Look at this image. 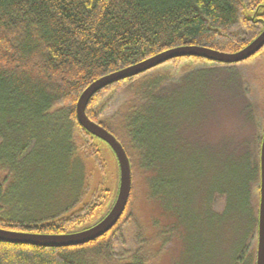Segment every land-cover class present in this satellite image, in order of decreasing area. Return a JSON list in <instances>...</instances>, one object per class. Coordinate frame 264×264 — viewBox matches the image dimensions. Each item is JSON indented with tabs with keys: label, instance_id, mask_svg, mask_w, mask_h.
Masks as SVG:
<instances>
[{
	"label": "trees",
	"instance_id": "obj_1",
	"mask_svg": "<svg viewBox=\"0 0 264 264\" xmlns=\"http://www.w3.org/2000/svg\"><path fill=\"white\" fill-rule=\"evenodd\" d=\"M263 29L264 0H0V229L71 234L98 224L112 209L120 184L117 158L106 143L80 125L76 114L80 96L92 83L178 47L237 53ZM263 52L264 48L241 64ZM185 60L208 67L224 65L200 58L174 59L103 89L87 106V116L119 140L131 163L132 191L119 223L103 237L76 247L0 242V264H207L213 260L211 231L201 239L196 229L189 228V208L179 211L176 206L182 191L169 177L171 156L160 164L161 153L149 143L162 118V98L176 84L173 72L158 69ZM123 89L129 99L102 117L100 103ZM108 155L117 164L114 177L109 176ZM242 157L248 198L243 203L244 195H237L238 203H233L236 210L242 203L245 211H230L233 203L228 202L224 211L212 214L226 229L236 214L247 213L251 227L242 232L232 264H256L258 213L249 208V197L260 184V157L257 161L250 151ZM28 182L50 186L51 193L58 194L60 203L49 210L56 212L27 218L9 205L10 193ZM126 229L132 231V248L120 235ZM225 229L220 239L227 248L239 231ZM200 252L207 262L200 261Z\"/></svg>",
	"mask_w": 264,
	"mask_h": 264
},
{
	"label": "rangeland",
	"instance_id": "obj_2",
	"mask_svg": "<svg viewBox=\"0 0 264 264\" xmlns=\"http://www.w3.org/2000/svg\"><path fill=\"white\" fill-rule=\"evenodd\" d=\"M198 69L201 70L196 71ZM158 70L173 72L176 84L162 98L165 104L159 114L162 118L157 121V132L149 143L161 153L160 164L171 156L169 177L176 180V187L182 191V196L177 197L180 205L176 206L179 211H187V207L191 211L189 228L196 229L201 239L208 231L214 235H208L213 260L207 264H232L242 232L251 227V222L247 213L236 214L233 223L236 225L230 222L226 229L234 228L239 233L236 236L234 232V244L232 240L226 248L220 239L225 225L213 217L212 211H224L228 202L231 205L236 201L237 204V195H244L243 203L248 198L246 158L242 153H254L257 161L260 157L258 143L264 133V52L239 65L208 67L185 60L177 66L166 65ZM126 91H115L100 103L102 117L110 116L129 99ZM106 158L111 169L109 176L114 177L117 174L115 158L112 155ZM50 189L41 183L28 182L10 193L12 203L9 205L27 218L56 212L49 210L57 205L56 202L60 203L59 196ZM258 196V189L250 192L249 208L256 214ZM236 204H232L230 211H245L242 203L236 210ZM215 227L218 229H213ZM131 233L130 229L120 233L128 248L133 247ZM221 236L225 241L224 232ZM190 246L194 248L196 244ZM194 257V254L190 256ZM198 258L207 262L202 252Z\"/></svg>",
	"mask_w": 264,
	"mask_h": 264
},
{
	"label": "water",
	"instance_id": "obj_3",
	"mask_svg": "<svg viewBox=\"0 0 264 264\" xmlns=\"http://www.w3.org/2000/svg\"><path fill=\"white\" fill-rule=\"evenodd\" d=\"M264 48V29L248 46L237 53H224L204 47L184 46L165 51L139 64L109 74L92 83L80 96L77 103V119L92 136L106 143L114 152L120 169V184L117 199L107 216L86 230L62 235L22 233L0 229V242L31 245L44 248H68L86 245L109 233L121 220L129 203L132 191V168L127 152L119 140L92 121L86 113L90 100L103 89L125 81L178 58H200L216 64L237 65L254 57ZM259 216L257 232L256 264H264V135L260 150Z\"/></svg>",
	"mask_w": 264,
	"mask_h": 264
},
{
	"label": "flooded vegetation",
	"instance_id": "obj_4",
	"mask_svg": "<svg viewBox=\"0 0 264 264\" xmlns=\"http://www.w3.org/2000/svg\"><path fill=\"white\" fill-rule=\"evenodd\" d=\"M256 189H260V188L256 187V188L254 189V191H255ZM252 191H253V189H252ZM258 191H259V190H258ZM259 192H260V191H259ZM259 201H260V197L258 196V205H259ZM258 216H259V207H258Z\"/></svg>",
	"mask_w": 264,
	"mask_h": 264
}]
</instances>
